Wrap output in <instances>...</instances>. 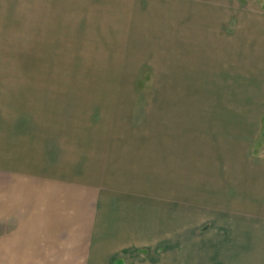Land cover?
Here are the masks:
<instances>
[{
	"label": "rangeland",
	"instance_id": "374dc122",
	"mask_svg": "<svg viewBox=\"0 0 264 264\" xmlns=\"http://www.w3.org/2000/svg\"><path fill=\"white\" fill-rule=\"evenodd\" d=\"M250 195L264 0H0V264H264Z\"/></svg>",
	"mask_w": 264,
	"mask_h": 264
},
{
	"label": "crops",
	"instance_id": "0c3cea01",
	"mask_svg": "<svg viewBox=\"0 0 264 264\" xmlns=\"http://www.w3.org/2000/svg\"><path fill=\"white\" fill-rule=\"evenodd\" d=\"M220 41V40H219ZM222 41V40H221ZM204 44H202L201 46H203ZM212 46V48L214 49V50H216L218 47V45H216V44H212L211 45ZM207 51V50H206ZM220 51V50H219ZM258 189H259V187H257ZM255 189V188H254ZM264 200V199H263ZM244 202L245 203H247V204H251L253 207H255V206H258V205H263L264 203L263 202H261V203H259V201H257L256 199H252V197H251V195H250V197L248 198H243L242 199V204H244ZM251 214V213H250ZM40 241V240H39ZM38 241V242H39ZM41 242V241H40ZM38 244V243H37ZM41 244H42V242H41Z\"/></svg>",
	"mask_w": 264,
	"mask_h": 264
}]
</instances>
